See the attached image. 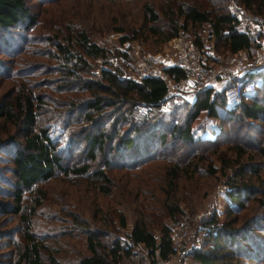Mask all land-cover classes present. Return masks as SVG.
<instances>
[{"label": "rangeland", "instance_id": "obj_1", "mask_svg": "<svg viewBox=\"0 0 264 264\" xmlns=\"http://www.w3.org/2000/svg\"><path fill=\"white\" fill-rule=\"evenodd\" d=\"M28 3L31 11L37 16V24L29 29L21 26L5 31L0 28V96L9 98L17 88L16 84L23 80L34 83L35 90L43 93L46 99L57 94L59 97L64 95L52 89L58 85L60 79L59 72L55 69L58 61L51 56L54 46L48 41L54 32H59V26H62V29L65 27L62 18L66 20L67 17H73L78 25H87L90 37L110 49L109 54L116 55L108 65L118 67L121 69L120 73L126 77L132 74L141 53L166 56L175 51L171 43L172 36L165 40H159L152 35L131 38L123 42L119 39L124 31H117L115 27L123 25L127 29L130 25L138 24L141 0H28ZM162 18L159 23L163 22ZM198 30L204 36L205 47L215 50L216 55L231 58L229 55L235 54L227 50L221 51L222 49L219 48L218 50L216 47L211 48L214 43L207 36V24H202ZM191 31L190 28L185 32L184 38L193 39ZM63 33L64 31L61 30L59 36L66 34ZM252 49L244 51L248 59ZM89 61L92 64V71L95 72L103 63L99 57L94 59L89 57ZM262 73L263 71L261 75ZM263 86H258L261 92ZM189 98L177 94L171 97L168 108L159 105L158 109H151L150 112H153L154 120L165 121L164 123L170 127L175 122L181 123L190 114L187 103L193 98ZM122 107L124 110L127 109L126 105ZM108 109L112 111H107L108 113L98 119L99 123L101 121L104 123L102 126L107 133L113 136L105 140L103 147L95 148L94 159L86 157L87 143L82 136L81 138L71 136L69 142L67 140L70 136L63 137L64 140L60 143L63 164H81L87 161L92 169L98 166L105 167L107 175L114 182L108 194L96 190L87 176L66 174L61 171H57L55 176L40 181L35 187L23 192V212L31 218V229L36 236L44 239L51 246L58 247L59 251L56 255L59 259L62 261L67 257L75 259L78 255L89 252L85 246V232L82 226L72 221L73 216L76 215L80 221L85 220V223H82L83 227L101 230L102 233L97 235L105 243L118 237L123 241L128 240L132 226L139 218H144L149 229L156 235L159 234L162 223L171 227L174 220L179 218L184 221L183 224L188 231L184 241L191 243L195 235H200L201 240L198 245L200 246L204 243L207 225L203 230H200L198 225L202 223V219L212 216L219 222L225 219L232 220V224L243 234L244 238L237 241L241 246L257 249L264 244L262 240L264 239V207L256 200V197L264 200L262 153L264 114L262 118L255 119L242 115L239 107L231 115L226 113L224 106H217L216 116L202 110L191 123L192 141L178 138L167 128L163 143H156L157 154L162 155L150 154V159L142 162L138 167L125 168L115 163L127 159L131 161L136 151L122 149L118 134L113 132L117 128L121 136L128 125L117 121L115 127L114 107ZM139 110L142 112L148 109L140 106ZM79 119L78 126L89 127L91 131H95V122L87 121L82 116ZM7 126V129L1 132L2 139L14 129L10 124ZM132 134L136 139L138 138V133ZM140 136L146 138L151 136V133H142ZM2 145H0V184L7 186L9 184L6 181L12 179L11 153H8L5 150L6 146ZM235 145L241 147V154L237 153ZM222 158L234 162V166L226 165L225 171H222L219 169ZM105 159H110L109 165H104ZM174 161L179 163L181 170L175 178L173 188L175 191L168 200L171 205L176 203L182 211L171 216L163 204V189L166 185L165 178L168 176L165 167L171 166ZM239 162L254 163L258 167L256 172L250 170L244 172V177L254 181V191L248 193L241 208L227 211L229 205L227 192L230 186L226 179L228 174H233V167H237ZM208 163L214 164L218 170L214 173L209 172ZM255 174L259 176L255 177ZM36 188H40V192ZM3 197L12 200L10 196ZM36 197H40V203L30 215L29 205L36 202ZM117 210L125 217L124 225L118 222ZM24 224L26 223L22 222L18 214H11L6 221L0 214V264H14L15 242L21 240ZM133 249L136 252L129 256L124 255L120 264H144V249L138 247ZM188 257L194 259L192 253H188ZM236 259L238 264H264V254L253 260L246 255H237L231 262L234 263Z\"/></svg>", "mask_w": 264, "mask_h": 264}, {"label": "trees", "instance_id": "obj_2", "mask_svg": "<svg viewBox=\"0 0 264 264\" xmlns=\"http://www.w3.org/2000/svg\"><path fill=\"white\" fill-rule=\"evenodd\" d=\"M239 1L245 7L264 14V0ZM141 2L140 20L136 26L130 25L127 29L123 25L115 27L117 31H124L119 38L122 42L148 35L165 40L177 34L180 29L188 32L191 28L190 34L194 36L196 43L201 45L202 40L198 28L202 24H207V35L213 39L216 49L234 53L243 48L249 51L256 44L252 37L254 30H250V27L241 30L240 24L229 12L227 0L225 4V0H141ZM161 18L163 22L159 23ZM62 21L65 27L62 29V26H59L58 30L66 33L61 36L63 39L57 31L50 36L48 41H51L54 46L51 56L58 61L55 69L58 70L60 79L58 85L52 89L64 95L59 97L57 94L46 99L43 93L35 90L34 83L23 80L16 84L17 88L9 98L0 96V135L2 130L7 129V124L14 128L13 131L8 132L5 139L0 138V145L6 146L5 150L11 153L10 171L12 174V179H9V182L6 181L9 185L0 184V195L2 196L0 214L4 216L5 221L11 214H18L22 222L26 223L22 229L21 240L15 242L14 264H120L124 255L129 256L136 252L132 245L136 243H142L148 249L151 262H157L174 250L169 225L162 223L160 232L156 235L149 229L145 219L139 218L134 222L129 234L132 244H128L127 240L123 241L119 237L105 243L97 235L102 231L83 227L82 223H85V220L80 221L77 215L73 216L72 221L82 226L85 232V246L89 252L82 253L75 259L67 257L62 261L56 255L59 251L58 247L51 246L44 239L36 236L31 229V218L23 212L24 190L35 187L40 181L47 180L55 176L57 171H61L66 174L87 176L96 190L108 194L114 182L107 175L105 167L98 166L92 169L87 161L81 164H63L60 143L64 140L63 137L70 136L67 140L69 142L71 136L75 135L74 138L82 136L87 143L86 157L94 159L96 157L95 148L103 147L105 140L113 136L104 129L102 121L99 123L100 117L109 110L112 111L108 109L109 107H114L116 113V123H113L115 127L117 121L128 125L121 136L117 128L113 132L118 134L122 149L136 151L131 161L127 159L115 163L125 168L138 167L142 162L150 159V154L155 156L158 153L156 143H163L167 128L178 138L188 142L192 141L191 123L202 110L209 115L216 116L217 106H224L226 113L231 115L239 107L242 115L246 117L262 118L264 95L261 94H264V89L261 92L258 86L264 85V71L255 92L243 97L236 105H226L222 88L212 86L200 88L196 96L187 103L190 114L181 123L175 122L168 127L165 121L154 120V114L150 112L151 109H158L164 98L165 80L158 75L151 74L141 78L122 75L121 69L108 65L112 62L109 58L110 49L90 37L87 25H78L79 23L73 17H67L66 20L62 18ZM37 22V16L31 11L28 0H0V28L2 30L8 31L9 28L21 26L29 29ZM126 30L128 32H125ZM89 57L102 59L103 63L98 71H92ZM167 70L171 74L175 72V77L183 74L179 67H169ZM124 105L127 108L125 110L122 107ZM140 106L148 110L141 112ZM80 116L87 121L95 122V131H91L89 127L78 126ZM147 132H150L151 136L141 138L140 135ZM132 133H138V138L136 139ZM235 146L237 153L241 154V147ZM262 153L264 155V148ZM160 155L162 154H157V156ZM109 164L110 159H105L104 165ZM234 164L227 158H222L219 169L225 171L226 165L234 166ZM194 166L196 167V164ZM233 168V174H228L226 179L230 186L227 192L229 198L227 206L230 208L227 207V211L241 208L248 193L254 191V181L244 177V172L248 170L256 172L258 167L254 163L239 162L237 167ZM207 169L211 173L218 170L211 163H208ZM180 170L179 163L175 161L171 166L165 167L168 176L165 178L166 185L163 189V204L171 216L182 211L176 203L171 205L168 200L171 193L175 191L173 189L175 178ZM236 173H238L237 176ZM36 190L40 192V188ZM3 196H10L12 200L5 199ZM256 200L264 207V200L261 197H256ZM35 201L29 205L30 215L35 212L36 206L40 203V197H36ZM117 218L120 225L125 224V217L119 210H117ZM110 220L108 221L111 223ZM202 224L207 225L204 243L192 249V255L201 264H238V259L234 263L231 262L237 255H246L247 258L253 260L258 259L260 254H264V244L256 249V247L241 246L237 242L244 237L239 228L232 224L231 219L219 222L209 216L202 219Z\"/></svg>", "mask_w": 264, "mask_h": 264}, {"label": "built area", "instance_id": "obj_3", "mask_svg": "<svg viewBox=\"0 0 264 264\" xmlns=\"http://www.w3.org/2000/svg\"><path fill=\"white\" fill-rule=\"evenodd\" d=\"M227 7L235 21L240 24L241 30L246 27L254 30L256 44L250 59L246 57L245 50L234 52L235 54L229 55L231 58L216 55L215 50L205 47L203 35L200 34L202 44L198 45L194 39L184 38L186 33L180 29L171 37V43L175 47L173 54H138L137 65L128 77L141 78L149 74L162 77L166 83V92L160 103L162 108L169 107L172 96L180 94L192 99L201 87L206 86L223 88L227 106L236 105L243 97L254 93L261 81V72L264 71V15L245 7L239 0H228ZM212 40L211 38V42ZM115 56L113 53L109 54L110 59ZM169 67H179L183 74L175 77V72L171 74L167 70ZM183 223L179 218L174 220L170 227L174 250L157 262H151L148 249L142 243L132 244L129 237L128 244L144 249V264H201L194 256V259L188 257V253H192V249L200 244L201 237L195 235L191 243H186L184 239L188 236V231ZM198 227L203 230L205 225L201 223Z\"/></svg>", "mask_w": 264, "mask_h": 264}, {"label": "crops", "instance_id": "obj_4", "mask_svg": "<svg viewBox=\"0 0 264 264\" xmlns=\"http://www.w3.org/2000/svg\"><path fill=\"white\" fill-rule=\"evenodd\" d=\"M252 37H253V39L255 40V42H256V37H255V33H253L252 34ZM240 50H246V48H243V49H240ZM215 88V87H214Z\"/></svg>", "mask_w": 264, "mask_h": 264}]
</instances>
